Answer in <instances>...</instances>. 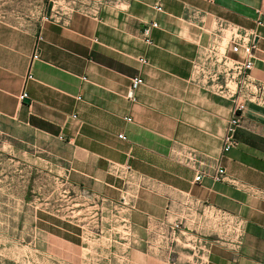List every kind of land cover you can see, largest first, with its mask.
I'll list each match as a JSON object with an SVG mask.
<instances>
[{
  "label": "crops",
  "instance_id": "1",
  "mask_svg": "<svg viewBox=\"0 0 264 264\" xmlns=\"http://www.w3.org/2000/svg\"><path fill=\"white\" fill-rule=\"evenodd\" d=\"M90 2L87 10L50 15L35 32L0 26V125L42 143L49 170L69 185L110 202L132 197L118 237L89 238V253L81 235L73 238V264H264V107L247 104L238 145L223 152L233 102L193 72L216 21L252 28L264 0ZM257 31L251 75L264 81V18ZM135 75L143 83L133 101ZM22 91L27 97L18 101ZM219 165L226 177L218 181ZM205 204L241 222L239 244L218 231L203 236ZM181 209L192 246L179 243L169 253L157 234ZM61 239L64 251L70 241Z\"/></svg>",
  "mask_w": 264,
  "mask_h": 264
},
{
  "label": "rangeland",
  "instance_id": "2",
  "mask_svg": "<svg viewBox=\"0 0 264 264\" xmlns=\"http://www.w3.org/2000/svg\"><path fill=\"white\" fill-rule=\"evenodd\" d=\"M89 3L90 0H0V26L2 30L35 32L47 14L57 18L72 10H87ZM42 146L23 130L0 125V264H62V252L64 264H73L78 254L72 244L78 242L74 237L79 240L81 235L86 248L82 251L89 253V238L100 239L105 233L118 237L127 221L126 207L132 204V197L126 203L110 202L69 185L55 168L49 170ZM145 186L133 183L132 188ZM178 211V216H185L182 209ZM199 230L204 237L217 236L213 227ZM131 232L129 229V235ZM61 238L70 241L65 242L64 251ZM200 238L194 239L198 256L203 254ZM102 246L103 243L96 244Z\"/></svg>",
  "mask_w": 264,
  "mask_h": 264
},
{
  "label": "built area",
  "instance_id": "3",
  "mask_svg": "<svg viewBox=\"0 0 264 264\" xmlns=\"http://www.w3.org/2000/svg\"><path fill=\"white\" fill-rule=\"evenodd\" d=\"M157 10L161 9L156 5ZM257 19L255 26L252 28H243L227 20H217L213 30L212 40L203 48L202 54L193 62V72L199 80L212 86L219 95L232 100L231 116L228 119L226 131L222 140V151L227 152L238 145L236 131L241 127L244 112L248 103H254L264 107V81L255 79L251 75L253 61L258 48V31L257 28L263 24L264 12L257 10ZM50 14L45 16L48 19ZM150 26H156V22H150ZM149 25L143 28L145 41L149 42ZM230 53L240 54L241 57H233ZM38 58L35 52L32 60ZM145 61L144 59H140ZM32 78L31 74L27 75ZM143 83L142 77L135 75L130 79L128 98L136 100L134 91ZM27 93L22 91L18 94V101H23ZM120 138H125L119 134ZM128 171L129 166H125ZM215 180H224L226 177L225 169L217 166L212 174ZM203 172L195 175V181H199ZM167 212L170 208L167 207ZM202 220L205 221V227H213L222 235L231 240L230 243L239 244L242 236L241 222L234 218L228 212L209 205H203L201 208ZM183 216L175 215L169 222L168 228L158 231L157 243L165 241L169 253L173 252L176 244L188 246L186 235L188 228L184 225ZM162 225H164L162 223ZM217 236H219L217 234ZM233 238V239H232ZM202 255L199 260L202 263Z\"/></svg>",
  "mask_w": 264,
  "mask_h": 264
}]
</instances>
